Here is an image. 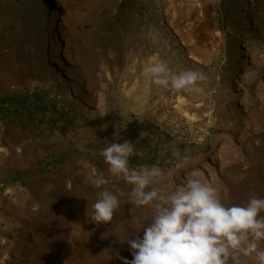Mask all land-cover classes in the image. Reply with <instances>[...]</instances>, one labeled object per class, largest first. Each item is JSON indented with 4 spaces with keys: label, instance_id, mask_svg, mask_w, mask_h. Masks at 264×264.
<instances>
[{
    "label": "rangeland",
    "instance_id": "obj_1",
    "mask_svg": "<svg viewBox=\"0 0 264 264\" xmlns=\"http://www.w3.org/2000/svg\"><path fill=\"white\" fill-rule=\"evenodd\" d=\"M122 1L0 0V264H264V0Z\"/></svg>",
    "mask_w": 264,
    "mask_h": 264
},
{
    "label": "trees",
    "instance_id": "obj_2",
    "mask_svg": "<svg viewBox=\"0 0 264 264\" xmlns=\"http://www.w3.org/2000/svg\"><path fill=\"white\" fill-rule=\"evenodd\" d=\"M234 2H235V6H237L238 4L243 3L244 0H234L233 4ZM125 3L126 2L123 0L120 4L121 7H124ZM256 3H258V1H256ZM230 11L231 9L228 10L229 13ZM41 102H42L41 95L38 93L25 94V95H21L19 97H13V98H0V106L5 103H8V106L5 109L7 110V112H10L11 114H20L22 113L23 110H26L27 112H29V110L30 112L40 111V113L44 114V110L41 107ZM53 112H54L55 121L60 120L58 117L59 114H57L55 109H53ZM128 157L133 162H135L136 157H134L131 154H129Z\"/></svg>",
    "mask_w": 264,
    "mask_h": 264
},
{
    "label": "crops",
    "instance_id": "obj_3",
    "mask_svg": "<svg viewBox=\"0 0 264 264\" xmlns=\"http://www.w3.org/2000/svg\"><path fill=\"white\" fill-rule=\"evenodd\" d=\"M41 99H42V102H41V107L43 108V106H44V108H43V110L45 109V108H47L46 110H44V114H42V115H44V116H47V119H49V115H50V118H53L54 119V112H53V110H52V106L49 104V106L47 107L46 106V103H45V100L42 98V96H41ZM6 108V107H5ZM5 108H3V110H6ZM49 110H50V112H49ZM34 112V111H33ZM39 114H40V111H39ZM58 114V113H57ZM59 117V116H58Z\"/></svg>",
    "mask_w": 264,
    "mask_h": 264
},
{
    "label": "built area",
    "instance_id": "obj_4",
    "mask_svg": "<svg viewBox=\"0 0 264 264\" xmlns=\"http://www.w3.org/2000/svg\"><path fill=\"white\" fill-rule=\"evenodd\" d=\"M8 106V103H5L3 105H1L2 108H5ZM180 227L178 225H174L171 227V232L172 233H178L179 232V229ZM161 256L162 258H165L167 259L169 257V251H167V249H164L162 252H161Z\"/></svg>",
    "mask_w": 264,
    "mask_h": 264
}]
</instances>
